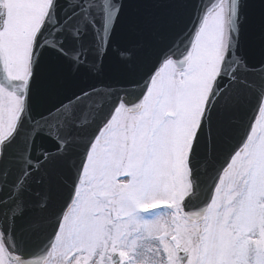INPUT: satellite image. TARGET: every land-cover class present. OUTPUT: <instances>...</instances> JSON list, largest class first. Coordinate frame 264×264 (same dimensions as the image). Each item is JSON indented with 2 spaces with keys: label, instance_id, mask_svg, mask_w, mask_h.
<instances>
[{
  "label": "snow or ice",
  "instance_id": "obj_1",
  "mask_svg": "<svg viewBox=\"0 0 264 264\" xmlns=\"http://www.w3.org/2000/svg\"><path fill=\"white\" fill-rule=\"evenodd\" d=\"M61 7L69 13L60 27V32L68 39L82 45L86 25L92 26L97 36L95 63H89L82 51L69 53L63 40L57 43L46 35L49 20ZM123 8L124 0H63V5L60 0H0V73L3 74L0 76V166L5 168L0 178V193L6 188L11 193L0 199V264H49L54 255L60 254L56 245L64 227L65 213L76 201L85 166L98 147L117 144L134 161L127 171L115 176V182L123 184L124 188L119 194L120 206L113 209L109 223H119L121 213L127 210L143 215L167 211V194L177 162L187 169L192 179L189 161L193 143L202 122L209 116L212 98L221 91L220 84L225 76L228 77V86L223 89L225 104L232 99L230 88L243 87L256 94L257 105L246 142L231 157L222 173L239 163L243 176L264 180V65L260 66L261 81L257 85L249 79L257 67L250 68L242 55H236L241 36L242 0L206 3L205 11L188 38L187 50L180 53L173 48L162 50L159 59L150 66L141 67L137 62L139 78L129 80L123 86L107 85L85 91L67 103L61 102L55 111L31 109L34 90L44 95L57 84L55 66L44 75L37 71L46 51L52 49L69 57L74 61L73 71L86 65L90 72L102 73L103 55L108 51ZM77 17L80 18L78 25L73 28L72 20ZM97 20L102 28H97ZM130 31L134 38L138 33L136 23L131 25ZM136 47L119 49V58L132 61ZM229 63L233 65L231 69L227 67ZM134 89H139V93H134ZM133 96L134 99H129ZM105 100L111 111L103 118L101 126L90 139L79 135L101 118ZM93 108L98 110L95 115L91 111ZM25 120L30 128L15 149L17 155L13 156L7 150ZM44 138L56 141L55 152L46 150ZM74 140L85 143L87 148L70 204L46 253L26 257L17 250L13 229L15 220L25 212L22 192L30 175L29 165L35 170L51 163L64 155L66 146ZM34 153L37 163L30 159ZM17 167L22 174L14 186L8 185V175ZM220 179L221 175L216 184ZM149 195L160 206L147 210L134 207V200ZM211 200L212 195L199 208H206ZM182 207L186 213L197 210L191 196ZM252 209L258 220L252 219ZM235 215V220L205 225L200 235L198 246L217 249L221 257L208 261L196 259L190 264H264V204L245 199ZM109 231L105 226V235ZM104 251L109 264H131L132 257L125 261L119 247L109 245ZM63 255L65 264H95L97 259V252H90L87 246L68 249Z\"/></svg>",
  "mask_w": 264,
  "mask_h": 264
},
{
  "label": "water",
  "instance_id": "obj_2",
  "mask_svg": "<svg viewBox=\"0 0 264 264\" xmlns=\"http://www.w3.org/2000/svg\"><path fill=\"white\" fill-rule=\"evenodd\" d=\"M211 0H208L210 2ZM61 5H63V0H60ZM207 2V3H208ZM198 0H124V8L122 14L116 24L110 46L108 51L103 56L104 66L111 67L115 64H124V62L118 59L119 49L131 47L132 45H137L136 53L132 61L125 62L134 72V79L139 78V72L136 71V64L139 62L141 67L152 64V59L159 57V53L162 50H166L169 45H173L174 39L181 35L183 31L192 25V19L196 10ZM69 15L68 12L63 11V8L58 9L57 14L52 17L46 26V35L49 31L54 28L61 27L63 19L65 16ZM55 19V20H53ZM55 21V22H54ZM55 23V24H54ZM133 23L137 24L138 33L133 38L130 31L131 25ZM52 25L49 27V25ZM49 27V28H48ZM264 31L260 26H257V31H254L256 36H261ZM245 42L248 44L247 37L243 34ZM59 38H64V46L67 51H73L77 47V43L68 39L65 34L58 32L54 39L59 41ZM170 38L171 41L167 39ZM87 36L84 34L83 43L87 41ZM163 40H165L163 42ZM248 51L252 53L253 56L258 55V53L253 52L249 48L245 47ZM142 52H139L138 50ZM87 57L89 63H93V60H97V56H94L91 52L84 53ZM149 59V60H148ZM149 62V63H148ZM74 61H72L67 56H62L55 52V50H48L43 55V61L41 67L37 70L40 75L46 74L48 69L55 66L57 69V84L56 87L50 92L41 95L36 90L33 91L31 100V109L33 111L39 110L41 112L55 111L57 105L61 102L67 103L72 97L80 95L84 91H90L96 88L98 85L102 84L100 81H96L98 75L90 72L86 65H81L77 70H72ZM119 66V65H118ZM257 66V63H254ZM94 74V81H91V76ZM116 74V73H115ZM82 77L85 80L86 85L84 89L78 87V82ZM122 80L119 82H111L107 85L112 86H123L126 82L121 77ZM126 80L129 81L128 78ZM220 125L217 116V108H215L208 119L204 121V124L198 134L196 146L194 149V154L200 151L204 145V139L206 135L211 134V140L214 146V164L210 170V187L207 188V196L210 195L212 185L216 180L218 172L225 165L227 159L230 155L239 147L241 142L244 140L245 133L247 130L248 121L247 119L242 120V124L237 126L234 124H223L222 126H217L214 130L212 125ZM29 123L27 120L24 121L21 130L18 132L16 139L13 141L12 146L7 150L8 153L15 156L17 155L15 149L19 145L23 138L25 131L29 128ZM246 140V139H245ZM243 141V144L245 142ZM51 147V146H50ZM45 148H49L45 146ZM74 148V147H73ZM52 151L55 152L56 148L52 146ZM86 151V146H82L78 149H69L64 155L59 156L56 160L51 163L41 165L39 169L30 168L28 171L30 175L27 177L32 181V179L42 180L48 183L52 189L63 188L62 194L66 192V200L70 197L72 189L75 185L80 167L82 165L84 154ZM33 161H37L35 153L30 157ZM207 155L202 154L199 163L203 165L206 162ZM36 162V163H37ZM194 171L197 170L196 166L192 165ZM5 168L0 166V178L3 177ZM22 174L20 169L14 168L8 175L7 184L14 186L15 179ZM209 176V175H206ZM14 180V181H12ZM199 189L202 187H198ZM200 189V190H201ZM10 189L6 188L4 192L0 193V199L8 197L10 195ZM60 202V199L55 197L51 201V206H55ZM31 205L27 207V213L23 214L22 217L15 220V225L23 228L20 232H14L13 237L20 241L27 250L23 255L26 257H32L39 255L43 248L46 246L48 239L55 232L53 220L48 218L50 224L53 226L49 229L47 224H42L43 222L31 225L26 222L28 215L30 214ZM42 214H46L47 209H40ZM61 213V212H60ZM60 213L58 215H60ZM37 213H34L32 217H35ZM59 218V217H58ZM57 218V219H58ZM42 224V225H40ZM29 225V227L27 226ZM47 228L49 230H47Z\"/></svg>",
  "mask_w": 264,
  "mask_h": 264
},
{
  "label": "rangeland",
  "instance_id": "obj_3",
  "mask_svg": "<svg viewBox=\"0 0 264 264\" xmlns=\"http://www.w3.org/2000/svg\"><path fill=\"white\" fill-rule=\"evenodd\" d=\"M95 157L87 171V186L72 213L75 217L79 212L78 217L68 220L64 225L62 240L57 243L60 254L54 255L49 264H65L63 253L70 249L67 245L73 233L76 240L72 250L87 246L90 252L96 251L95 264H109L104 251L109 245L119 247L121 257L131 256V264H180L177 257L179 246L190 252L188 264L196 259L216 260L222 255L219 250L198 246L205 225L235 220V212L245 199L264 204V180L243 176L239 163H236L225 176L206 220L202 224L189 222L182 216L180 204L190 192L187 169L177 162L166 200L176 204L173 210L160 214L155 220L152 217L140 218L127 210L121 213L120 218L124 217L126 222L111 224L109 220L113 218V209L120 206L119 194L124 188L123 184L115 182V176L128 170L134 161L117 144L99 147ZM139 199L154 203L151 195L137 198L132 203L135 204ZM250 215L254 220L259 219L254 209L250 210ZM105 226L110 230L107 235L104 233Z\"/></svg>",
  "mask_w": 264,
  "mask_h": 264
}]
</instances>
